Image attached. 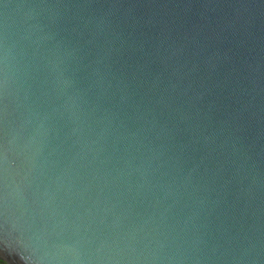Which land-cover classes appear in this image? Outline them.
Wrapping results in <instances>:
<instances>
[{
  "label": "water",
  "instance_id": "obj_1",
  "mask_svg": "<svg viewBox=\"0 0 264 264\" xmlns=\"http://www.w3.org/2000/svg\"><path fill=\"white\" fill-rule=\"evenodd\" d=\"M0 264H264V0H0Z\"/></svg>",
  "mask_w": 264,
  "mask_h": 264
}]
</instances>
